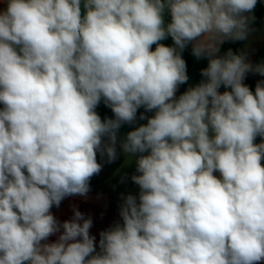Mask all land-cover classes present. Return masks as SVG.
I'll list each match as a JSON object with an SVG mask.
<instances>
[{
  "label": "clouds",
  "instance_id": "clouds-1",
  "mask_svg": "<svg viewBox=\"0 0 264 264\" xmlns=\"http://www.w3.org/2000/svg\"><path fill=\"white\" fill-rule=\"evenodd\" d=\"M5 3L0 264L264 261V81L254 92L243 83L249 72L264 76V64L217 55L226 40L248 39L257 0ZM169 36L174 46L159 43ZM189 43L208 59L206 80L177 97ZM102 100L114 118L97 114ZM140 108L147 122L119 141L137 156L131 179L140 192L123 197L122 223L100 233L97 252L91 217L74 207L60 222L51 209L86 197L102 170L97 153L117 158L119 129Z\"/></svg>",
  "mask_w": 264,
  "mask_h": 264
},
{
  "label": "crops",
  "instance_id": "crops-1",
  "mask_svg": "<svg viewBox=\"0 0 264 264\" xmlns=\"http://www.w3.org/2000/svg\"><path fill=\"white\" fill-rule=\"evenodd\" d=\"M6 9L5 0H0V11ZM255 17V20L250 24L252 31L249 37L245 41H232L226 40L220 46V52L218 56H224L229 50H232L234 54L246 53L248 61L254 65L264 64V0H257V5L251 13ZM165 20L168 22L170 16L165 15ZM159 43L165 46H174V42L171 37H167L165 40ZM156 45L152 46V50H155ZM182 58L186 62V73L188 75V81L181 84L185 87H195L202 81L206 80L201 75V70L208 66V59L196 58L192 54V43H189L184 51L181 53ZM264 80V76L259 73L249 72L246 74V78L243 83L251 82L256 84L255 81ZM220 89H226L221 85ZM219 89V90H220ZM229 89V88H228ZM218 90V91H219ZM253 92L255 88L250 89ZM177 90L176 96L181 95ZM2 107V105H0ZM97 114L101 119L114 118V114L111 109L105 106L103 100L96 108ZM144 113V109L140 108L137 112V121L133 125H122L118 132L117 158L109 163L107 162V155L101 156L97 153V162L102 165V170L91 177L89 181L90 191L85 196H70L62 200L60 206L57 208L53 206L51 209L52 214L58 221L63 222L72 219L74 212L73 208L82 212L85 217H91L93 224L90 228V235L94 236L96 246H99L100 233L115 223H122V218L119 215L120 205L123 203V197L131 194L134 196L139 195L140 188L136 185L131 177L138 175L136 172V159L137 156L129 157L125 154L120 147V139L129 131H132L140 124H145L147 121L139 120V115ZM154 113H145L147 116H152ZM262 141L261 137L256 138V143ZM139 155V154H137ZM264 165V160L261 161ZM219 177V173H214ZM59 233L52 235L48 238L47 243L55 242L58 239ZM44 243V242H42ZM258 264H264V261L258 262Z\"/></svg>",
  "mask_w": 264,
  "mask_h": 264
},
{
  "label": "trees",
  "instance_id": "trees-1",
  "mask_svg": "<svg viewBox=\"0 0 264 264\" xmlns=\"http://www.w3.org/2000/svg\"><path fill=\"white\" fill-rule=\"evenodd\" d=\"M257 82L258 81H255V83L257 84ZM247 86H249V88L250 89H253V88H255V86H256V84H252L251 82H247V83H245ZM188 89V87H185V86H183V85H179V87H178V91H180L181 93H184L186 90ZM226 90H228V91H230V88L229 89H220L219 91L222 93V92H224V91H226ZM96 249H97V252H99V246H96Z\"/></svg>",
  "mask_w": 264,
  "mask_h": 264
},
{
  "label": "water",
  "instance_id": "water-1",
  "mask_svg": "<svg viewBox=\"0 0 264 264\" xmlns=\"http://www.w3.org/2000/svg\"><path fill=\"white\" fill-rule=\"evenodd\" d=\"M259 81H264V80H258V82H259Z\"/></svg>",
  "mask_w": 264,
  "mask_h": 264
}]
</instances>
